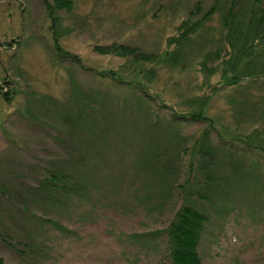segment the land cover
I'll list each match as a JSON object with an SVG mask.
<instances>
[{"label":"rangeland","instance_id":"1","mask_svg":"<svg viewBox=\"0 0 264 264\" xmlns=\"http://www.w3.org/2000/svg\"><path fill=\"white\" fill-rule=\"evenodd\" d=\"M216 1L72 0L71 10L60 11L67 32L60 43L86 66L122 65L129 75L135 61L100 54L95 46L120 42L146 52H163L197 2L202 3L196 16L200 17ZM219 1L217 11L195 36L183 68L158 66L151 86L168 104L165 113L171 105L185 104L188 97L211 94L200 61L204 52L220 46L222 12L230 0ZM53 47L43 0H0V90L4 91L0 92V183L12 188L0 192V258L6 264H171L165 228L182 203L180 182L189 173L191 179L204 177L196 170L193 144L206 124L169 128L163 113L157 117L159 124L150 110L132 100L127 86H113L78 64L62 62ZM210 81L219 87L210 102V113L221 122L219 128L226 123L249 131L264 125V80L244 79L238 86H225L217 72ZM80 101L98 107L102 114L109 111L113 119L97 114L88 126H82V121L73 126L63 123L60 113L67 112L66 104L75 108ZM155 101L152 109L157 111L163 104ZM72 132L80 141L86 139L84 168L95 172L82 178L94 188L68 195L57 207L26 197L25 186L37 187L39 173L68 160ZM213 138L218 142L215 133ZM185 147L189 151L184 152ZM251 155L256 157L246 162L259 164L254 179L258 183L232 182L226 197L218 194L211 202L199 204L209 214L200 247L204 264H264V158ZM213 159L217 175L223 174L226 183L236 179L232 169L222 162L218 165V156ZM225 199L232 200L229 206ZM8 200L14 208L29 204L39 214L32 211L27 220L7 206ZM54 219L67 231L57 229ZM20 226L28 233L22 231L26 236H14L12 242L10 235ZM155 230L161 231L155 239L137 235Z\"/></svg>","mask_w":264,"mask_h":264},{"label":"trees","instance_id":"2","mask_svg":"<svg viewBox=\"0 0 264 264\" xmlns=\"http://www.w3.org/2000/svg\"><path fill=\"white\" fill-rule=\"evenodd\" d=\"M43 1L51 20L53 51L57 53L62 62L69 60L78 64L99 80L107 81L113 86H127L133 93L132 100L136 101L139 106H144V109L150 110V113L152 112L156 118L163 113L169 128L177 125L180 128L183 124L195 122L206 124L199 136L194 139L193 144V159L196 158V165L198 166L196 170L204 177L201 176L197 179L194 176L191 179V173H189L186 180L180 182L178 187L183 192L182 203L177 207L173 218L165 228L168 235V252L171 264H204L200 247L209 222V214L199 204H203L204 201L211 202L218 194L226 197L228 184L231 185L232 182L246 183V186L249 185L248 182L258 183L254 179L257 178L258 170L256 167L260 169L259 164L254 161L248 164L246 161L253 160L256 157L251 155L252 153L264 158V125L255 126L249 131H244L238 126L233 128L226 125V123L221 124L222 128H219L221 122H218L215 116L210 113L211 94L217 92L219 87L212 85L210 78L219 72L221 81L225 83V86H238L244 79H250L251 81L264 80V0L229 1L228 6L222 12L223 34L221 39L217 41L220 46L204 52L200 61L201 70L205 77L204 83L211 87V94L201 93L200 95L188 97L184 100L185 104L181 101L177 104V107L182 109L171 105L168 114L163 112L165 111L164 108L168 107L165 99L158 92H155L151 86V83L158 76V66L183 68L187 54L195 44V36L205 28L209 18L217 11L219 0L200 17L196 16L201 13L202 3L197 2L194 9L190 11L188 18L178 26V33L168 38V48L163 52H146L138 46L120 42L95 46L94 50L100 54L116 55L122 58L130 57L131 61H135L136 66L132 68L129 75L125 73L122 65L109 69L86 66L80 56L65 49L61 45L60 39L67 32L60 11L64 9L71 10L73 2L72 0ZM12 88L10 86V90H14ZM0 92L4 91L0 90ZM155 100L163 104L157 111L152 109ZM66 106L67 112H61L60 116L63 123L72 124L71 126L76 124V121H82L84 124L82 126H88L90 118L97 114L113 119L109 111L102 114L98 107L94 109L91 104L83 106L81 101L80 105L75 108H72L69 104H66ZM101 108L105 109V106ZM91 113H94V115L91 116ZM113 117L119 121L121 120L117 116ZM157 119L160 124L161 119ZM107 121L108 119L104 118V124ZM105 127L109 129L107 125ZM179 132L175 128L176 136L180 134ZM214 133L218 138V142H214ZM69 138L70 142L67 150L70 156L68 160L63 164H51L48 168L46 167L45 171L39 173L37 187L25 186L26 197L36 200L38 203L42 202L57 207L65 202V197L68 195L84 193L94 188L92 183L89 182L90 180L82 178V176H93L95 172L94 169L84 168L88 159L85 154L86 139L80 141L81 138L74 132ZM74 138L77 141H74ZM189 140L188 137H185V141ZM187 151H189L188 147H185L184 152ZM217 156L219 158L218 165L222 162L221 165L225 164L229 169H232L231 173L235 172L237 175L236 179L231 180L230 183H226V180L222 178L223 174L217 175V172H219L216 167L217 162H215L216 159H213ZM167 169L169 170V168ZM230 175L229 171L226 176ZM9 189L12 188L9 187L7 182L0 183L1 194L10 192ZM7 197L9 198V195ZM230 202H232L231 199L224 200V204L228 206ZM7 206L16 210L18 215L27 220L33 215L32 211L36 215L39 214L35 208H30L29 204L22 208L17 206L14 208L10 202ZM229 209H232V207ZM11 215L14 214L11 213ZM53 225L59 230L67 231V227L58 220L54 219ZM17 231L19 232L10 235L12 242H14V236H18L20 239L26 236L22 231L28 233V230L22 226ZM159 232L161 231L155 230L137 235L142 239L147 237L146 239L151 240L157 238ZM3 240L9 239L5 238ZM0 264H6L2 258H0ZM17 264L28 263L21 262Z\"/></svg>","mask_w":264,"mask_h":264}]
</instances>
